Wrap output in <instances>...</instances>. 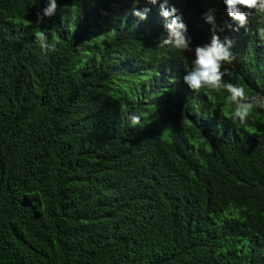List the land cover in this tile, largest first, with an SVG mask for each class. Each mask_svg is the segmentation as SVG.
Wrapping results in <instances>:
<instances>
[{"label": "trees", "instance_id": "obj_1", "mask_svg": "<svg viewBox=\"0 0 264 264\" xmlns=\"http://www.w3.org/2000/svg\"><path fill=\"white\" fill-rule=\"evenodd\" d=\"M48 2L0 0V264H264V109L240 125L184 82L214 10L224 83L264 100V14L234 31L223 0H168L182 52L163 0H56L37 24Z\"/></svg>", "mask_w": 264, "mask_h": 264}, {"label": "clouds", "instance_id": "obj_2", "mask_svg": "<svg viewBox=\"0 0 264 264\" xmlns=\"http://www.w3.org/2000/svg\"><path fill=\"white\" fill-rule=\"evenodd\" d=\"M148 2L155 5L157 0H148ZM223 3L228 16L237 25L233 29L234 31H239L241 28L247 30L248 17L253 12L264 14V0H223ZM56 9V0H49L48 6L42 9V13L37 14V24L43 23L45 17H53ZM149 11L148 8L143 10L134 8L132 14L139 20H145ZM213 13L214 10H209L204 16L206 23L212 26L211 41L209 44L195 48V59L190 69L186 71L184 82L193 92H199L201 89L209 91L225 89L228 93V101L236 109L233 122L238 121L240 125H245L251 110L264 109V100L259 94L253 96L246 94L243 86L224 83L223 77L228 74L224 66L231 64L234 60L230 51L233 42L228 38L222 41L216 35L217 27ZM160 14L165 20L164 27L167 30V38L161 41L159 47H170L182 52L192 51L191 38L187 35V26L183 23L182 18L176 15V9L168 7V0H163V3L160 4ZM35 35L42 51L54 50V45L48 42V36L44 31ZM128 119L132 128L141 124V117L138 115H130Z\"/></svg>", "mask_w": 264, "mask_h": 264}]
</instances>
